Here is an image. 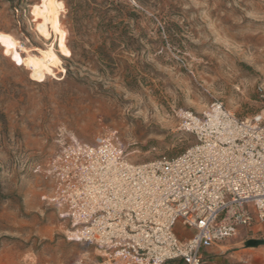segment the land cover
I'll return each instance as SVG.
<instances>
[{
    "label": "rangeland",
    "instance_id": "1",
    "mask_svg": "<svg viewBox=\"0 0 264 264\" xmlns=\"http://www.w3.org/2000/svg\"><path fill=\"white\" fill-rule=\"evenodd\" d=\"M260 85L264 0H0V264L96 258L42 198L63 143L109 136L133 161L175 155L196 140L180 110L219 100L252 115ZM259 228L240 234L264 241Z\"/></svg>",
    "mask_w": 264,
    "mask_h": 264
},
{
    "label": "built area",
    "instance_id": "2",
    "mask_svg": "<svg viewBox=\"0 0 264 264\" xmlns=\"http://www.w3.org/2000/svg\"><path fill=\"white\" fill-rule=\"evenodd\" d=\"M258 93L264 100L263 85ZM178 116L196 140L175 155L133 161L104 136L65 142L47 159L42 198L70 223L69 239L98 251L70 264H204L203 248L242 229L259 225L264 237V110L239 116L216 100Z\"/></svg>",
    "mask_w": 264,
    "mask_h": 264
},
{
    "label": "crops",
    "instance_id": "3",
    "mask_svg": "<svg viewBox=\"0 0 264 264\" xmlns=\"http://www.w3.org/2000/svg\"><path fill=\"white\" fill-rule=\"evenodd\" d=\"M176 231L182 238L191 234L190 230L184 226L178 225ZM253 238L256 239V236H243L239 233L203 248L204 264H264L261 245L249 246L247 244Z\"/></svg>",
    "mask_w": 264,
    "mask_h": 264
},
{
    "label": "water",
    "instance_id": "4",
    "mask_svg": "<svg viewBox=\"0 0 264 264\" xmlns=\"http://www.w3.org/2000/svg\"><path fill=\"white\" fill-rule=\"evenodd\" d=\"M264 243V241L262 239H250L248 241V245L249 246H259V245H262Z\"/></svg>",
    "mask_w": 264,
    "mask_h": 264
},
{
    "label": "trees",
    "instance_id": "5",
    "mask_svg": "<svg viewBox=\"0 0 264 264\" xmlns=\"http://www.w3.org/2000/svg\"><path fill=\"white\" fill-rule=\"evenodd\" d=\"M107 15H108V13L106 12L105 15H100L99 18H100L101 22H103V23L105 22V24H110L111 25L112 22H113L111 20L112 18L110 19V18L106 17Z\"/></svg>",
    "mask_w": 264,
    "mask_h": 264
}]
</instances>
